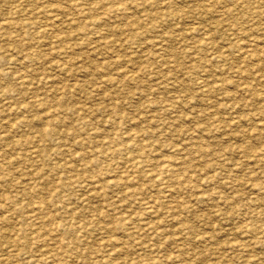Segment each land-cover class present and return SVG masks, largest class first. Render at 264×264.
Returning <instances> with one entry per match:
<instances>
[{
    "label": "rangeland",
    "instance_id": "obj_1",
    "mask_svg": "<svg viewBox=\"0 0 264 264\" xmlns=\"http://www.w3.org/2000/svg\"><path fill=\"white\" fill-rule=\"evenodd\" d=\"M80 1L0 0V264H264V0Z\"/></svg>",
    "mask_w": 264,
    "mask_h": 264
},
{
    "label": "bare ground",
    "instance_id": "obj_2",
    "mask_svg": "<svg viewBox=\"0 0 264 264\" xmlns=\"http://www.w3.org/2000/svg\"><path fill=\"white\" fill-rule=\"evenodd\" d=\"M83 1V2H82ZM82 1H80V4H76V3H74L75 4V6L77 7V8H79V11H78V13H80V12H82V15H84L85 17H89L90 18V21H91V23H92V21H94V22H96V21H101V19H103L104 17H106L105 15H107V16H109V15H111L112 13L116 16V13H118V12H123V11H125V9L127 8V6L125 5V3H123V0H87V3L84 1V0H82ZM98 1H101L102 3H106V5H109L111 8L109 9V10H104L103 12H101V14L103 13V15L102 16H98V17H96V12L98 11L97 9H99V7H101L99 4H98ZM126 1H128V0H126ZM148 1V0H147ZM151 2L153 1V0H150ZM154 1H156L157 2V0H154ZM153 1V2H154ZM132 2V1H131ZM133 4L131 3V5H134L135 4V1L133 0ZM144 2H145V0H144ZM155 2V3H156ZM82 3H86V4H89L90 6H87V7H84V6H82ZM139 3V2H138ZM140 4V3H139ZM144 5V4H143ZM149 5V4H148ZM152 5V4H151ZM150 5V6H151ZM135 6H136V4H135ZM140 6H142L141 4H140ZM132 7L133 6H131V9H132ZM145 7V6H144ZM149 7V6H148ZM130 8V7H129ZM128 8V9H129ZM147 8V7H146ZM57 9V8H56ZM134 9V8H133ZM132 9V10H133ZM136 9H137V7H136ZM138 10V9H137ZM146 10V9H145ZM134 11V10H133ZM114 12H116V13H114ZM113 14H112V16H113ZM129 14V13H128ZM98 19V20H97ZM105 19V18H104ZM103 21H105V20H103ZM6 23V22H5ZM98 23V25L100 24V22H97ZM90 24V23H89ZM104 24V23H103ZM2 25H3V23H2ZM5 25V24H4ZM7 25H8V22H7ZM87 25V24H86ZM91 25H93V24H91ZM95 25H96V23H95ZM88 27H90L89 25H88ZM92 27H94V26H92ZM90 29V28H89ZM196 29V28H195ZM47 30V29H46ZM88 31V30H87ZM47 32V31H46ZM42 33H44L43 31H42ZM79 33H80V31H79ZM89 33V32H88ZM85 33H84V31H83V35H84ZM66 35V34H65ZM66 37V36H65ZM68 37V36H67ZM64 38V37H63ZM70 39V38H69ZM60 40V39H59ZM64 40V39H63ZM62 40V41H63ZM57 41V40H56ZM68 41V40H67ZM63 42H66L65 40L63 41ZM69 42V41H68ZM58 43V42H57ZM56 43V44H57ZM62 44V46H63V44L64 43H61ZM66 44V43H65ZM65 44H64V46H65ZM69 44V43H68ZM73 45V44H72ZM60 46V48H61V45H59ZM63 46V47H64ZM68 46V45H67ZM67 46H65L66 48H67ZM62 47V48H63ZM64 47V48H65ZM72 47H74V46H72ZM75 48V47H74ZM63 50V49H62ZM113 50V49H112ZM68 51V50H67ZM66 52V51H65ZM56 53H60V50H56ZM68 53V52H67ZM63 55H65V54H63ZM95 65L96 64H94V67H95ZM100 67V66H99ZM96 68H98V67H96ZM1 72V71H0ZM8 73V72H7ZM250 73H252V72H250ZM11 74V73H10ZM9 74V75H10ZM137 74V73H136ZM135 74V75H136ZM1 75V74H0ZM3 75H5V74H3ZM8 75V76H9ZM135 75H133V76H135ZM138 75V74H137ZM136 75V76H137ZM20 76V75H19ZM3 77V76H2ZM21 77V76H20ZM167 77V76H166ZM25 78V77H24ZM125 78V77H124ZM22 78H20V80H21ZM135 79V78H134ZM26 80V79H25ZM24 80V81H25ZM23 81V82H24ZM22 82V81H21ZM132 82V81H131ZM26 83V82H25ZM64 88V87H63ZM64 94V93H63ZM37 97V96H36ZM37 99H38V97H37ZM34 101V100H33ZM37 102H38V100H36ZM22 102H24V101H22ZM41 102V101H40ZM58 102V101H57ZM63 102V101H62ZM65 102V101H64ZM59 103V102H58ZM26 104V103H25ZM43 104V103H42ZM27 105V104H26ZM29 105H31V104H29ZM29 105H27V107H29ZM41 105V104H40ZM44 105V104H43ZM168 105V104H167ZM25 106V105H24ZM33 106V105H32ZM45 106V105H44ZM50 106H52V105H50ZM166 106V105H165ZM20 107H22V106H20ZM19 108V107H18ZM32 108V107H31ZM52 108H54V107H52ZM23 109V108H22ZM39 109H40V106H39ZM58 109V108H57ZM29 111H31V109L29 110ZM28 110H27V113L29 112ZM46 111V110H45ZM55 111H57V110H55ZM38 113V112H37ZM55 113H57V112H55ZM38 114H40V113H38ZM38 114H35V115H38ZM33 115V114H32ZM39 116H41V115H39ZM34 117V116H33ZM35 118V117H34ZM33 118V119H34ZM40 118V117H39ZM44 118V117H43ZM24 119V118H23ZM27 119H28V116H27ZM41 119V118H40ZM25 120H26V118H25ZM53 120V119H52ZM20 121V120H19ZM27 121V120H26ZM46 121V120H45ZM18 122V121H17ZM20 122H22V121H20ZM6 123V122H5ZM32 123V122H31ZM9 124H10V121H9ZM11 124H13V123H11ZM23 125H24V123H22ZM43 124H46V123H43ZM6 125V124H5ZM38 125V124H37ZM8 126H10V125H8ZM29 127H31L30 125H28ZM35 126V125H34ZM38 126H40V125H38ZM37 126V127H38ZM42 126V125H41ZM40 126V127H41ZM44 126V125H43ZM47 126V125H46ZM6 127V126H5ZM33 127V126H32ZM31 127V128H32ZM45 127V126H44ZM48 127V126H47ZM8 128V127H7ZM43 128V127H42ZM42 128H40L41 130L40 131H42ZM53 128H55V127H53ZM46 130H47V128H45ZM67 131H69V130H67ZM52 132V131H51ZM42 133H43V131H42ZM42 136V135H41ZM45 136V135H44ZM118 149V148H117ZM120 149V148H119ZM46 150V149H45ZM47 151V150H46ZM115 151H117V150H115ZM114 152V151H113ZM63 165V164H62ZM97 177V176H96ZM192 178V177H191ZM99 180V176H98V178H96V180ZM106 179V178H105ZM190 179V178H189ZM102 180V179H101ZM115 180V179H114ZM191 180V179H190ZM189 180V181H190ZM103 181V180H102ZM105 182V181H104ZM115 183H117V182H115ZM90 184V183H89ZM106 184V183H105ZM98 186V185H97ZM104 186V185H103ZM89 197V196H88ZM39 206V205H38ZM147 206H149V205H147ZM40 207V206H39ZM43 208V207H42ZM42 210V209H41ZM149 210V209H148ZM154 210L156 211L157 209H155L154 208ZM153 213V212H152ZM157 213V211L155 212V214ZM172 217H174V216H172ZM171 217V218H172ZM52 221V220H51ZM158 226V225H157ZM72 231V230H71ZM159 231H161V229L159 230ZM179 231V230H178ZM162 233H163V231H162ZM161 234V233H160ZM159 236V235H158ZM165 236V235H164ZM180 236V235H179ZM181 237V236H180ZM202 238V237H201ZM166 242V241H165ZM27 243H30V241L29 242H27ZM36 245V244H35ZM46 245V244H45ZM26 246V245H25ZM28 247H30L29 246V244L27 245ZM32 246V245H31ZM38 246V245H37ZM36 246V247H37ZM33 248H34V245L32 246ZM31 247V248H32ZM35 247V248H36ZM41 247H43L42 245H41ZM45 247V246H44ZM30 248V249H31ZM49 247H47V249H48ZM55 248H56V250H57V246H55ZM25 249H26V247H25ZM39 249H40V247H39ZM38 249V250H39ZM46 249V248H45ZM15 250V249H14ZM32 251L34 250V249H31ZM49 250V249H48ZM30 251V250H29ZM29 251H28V253H29ZM40 251V250H39ZM39 251H36V252H38L39 253ZM54 251V250H53ZM58 251H59V249H58ZM40 252H42V251H40ZM44 252H45V250H44ZM49 252L50 251H48V255H49ZM60 252V251H59ZM56 253V252H55ZM16 254V253H15ZM52 254V253H51ZM17 255H19V253H17ZM16 255V256H17ZM21 255V254H20ZM27 255V254H26ZM47 255V254H46ZM11 256V255H10ZM9 256V257H10ZM14 256V255H13ZM29 256H30V254H29ZM22 257H24V256H22ZM26 257V256H25ZM35 257V256H34ZM38 257V256H37ZM40 257V256H39ZM42 257V256H41ZM45 257V256H44ZM44 257H42L43 259H44ZM49 257V256H48ZM19 258V257H18ZM36 258V257H35ZM42 258H39L40 260L42 259ZM51 258V260H52V255L49 257V259ZM54 258H56V257H54ZM61 258H62V256H61ZM4 259H7L6 257L4 258ZM3 259V260H4ZM12 259V258H11ZM23 259V258H22ZM32 258H29V260H31ZM46 259H48L47 257H46ZM57 259V258H56ZM105 259V258H104ZM14 260V259H13ZM12 260V261H13ZM17 260V259H16ZM21 260V259H20ZM28 260V261H29ZM39 260V261H40ZM62 260V259H61ZM102 260V259H101ZM100 260V261H101ZM11 261V264H13V262ZM26 261V260H25ZM25 261H23L22 260V262L24 263ZM33 261H34V259H33ZM38 261V260H37ZM103 261V260H102ZM6 262V261H5ZM10 262V261H9ZM8 262V263H9ZM44 263H45V261H43ZM47 262V261H46ZM50 262V261H49ZM52 262H54V261H52ZM107 262V261H106ZM19 263V262H18ZM18 263H16V264H18ZM23 263H21V264H23ZM30 263V262H29ZM58 263V262H57ZM101 263H103V262H101ZM189 263V262H188ZM15 264V263H14ZM46 264V263H45ZM50 264V263H49ZM52 264V263H51ZM54 264V263H53ZM59 264H61V263H59ZM98 264H99V262H98ZM104 264V263H103Z\"/></svg>",
    "mask_w": 264,
    "mask_h": 264
}]
</instances>
